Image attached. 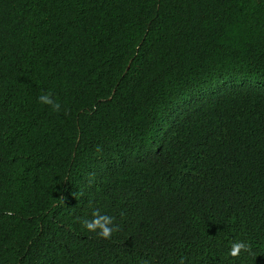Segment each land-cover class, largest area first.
<instances>
[{
    "label": "trees",
    "instance_id": "16d2710c",
    "mask_svg": "<svg viewBox=\"0 0 264 264\" xmlns=\"http://www.w3.org/2000/svg\"><path fill=\"white\" fill-rule=\"evenodd\" d=\"M261 263L264 0H0V264Z\"/></svg>",
    "mask_w": 264,
    "mask_h": 264
},
{
    "label": "clouds",
    "instance_id": "9594fccd",
    "mask_svg": "<svg viewBox=\"0 0 264 264\" xmlns=\"http://www.w3.org/2000/svg\"><path fill=\"white\" fill-rule=\"evenodd\" d=\"M40 100L43 103H52V101L47 96H41ZM10 214L11 213H9V215ZM93 217L94 218L91 221H82L83 227L88 231L96 232V234L102 238H109L114 230V228L111 227L113 224V218L108 215H100L99 210L93 212ZM254 221H256V216H252L250 219L245 221L248 229H251L255 225ZM233 225L236 226L235 223ZM239 240L240 241H237L231 245L230 254L232 256H237L242 249L247 250V244L241 239Z\"/></svg>",
    "mask_w": 264,
    "mask_h": 264
}]
</instances>
